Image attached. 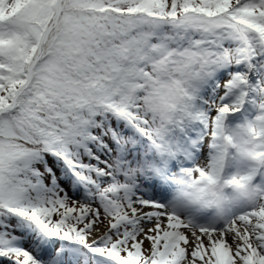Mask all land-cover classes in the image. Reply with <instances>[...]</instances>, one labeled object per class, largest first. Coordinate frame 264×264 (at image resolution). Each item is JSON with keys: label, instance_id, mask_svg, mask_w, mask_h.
Listing matches in <instances>:
<instances>
[{"label": "snow or ice", "instance_id": "1", "mask_svg": "<svg viewBox=\"0 0 264 264\" xmlns=\"http://www.w3.org/2000/svg\"><path fill=\"white\" fill-rule=\"evenodd\" d=\"M237 114L256 195L179 211ZM0 264H264V0H0Z\"/></svg>", "mask_w": 264, "mask_h": 264}, {"label": "clouds", "instance_id": "2", "mask_svg": "<svg viewBox=\"0 0 264 264\" xmlns=\"http://www.w3.org/2000/svg\"><path fill=\"white\" fill-rule=\"evenodd\" d=\"M258 131L255 124L244 120L236 125L224 126L220 152L224 154L221 171L215 183L198 182L186 174L179 177L172 189L171 200L179 211L189 215L228 212L236 205L254 197L256 192L248 184L231 183L233 177L245 174L253 143ZM229 168L234 171L229 172Z\"/></svg>", "mask_w": 264, "mask_h": 264}, {"label": "rangeland", "instance_id": "3", "mask_svg": "<svg viewBox=\"0 0 264 264\" xmlns=\"http://www.w3.org/2000/svg\"><path fill=\"white\" fill-rule=\"evenodd\" d=\"M255 113L247 114L248 119H252L254 117ZM245 120V115L237 114L235 116L229 117L228 119L225 120L226 125H236L237 123H242ZM206 151V149H205ZM205 155L202 153L201 154V163L205 161ZM229 172L234 171V168H229Z\"/></svg>", "mask_w": 264, "mask_h": 264}]
</instances>
